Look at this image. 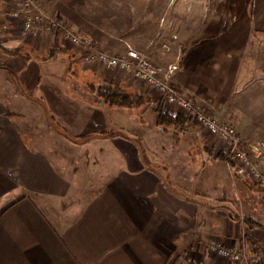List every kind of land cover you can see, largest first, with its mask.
<instances>
[{"label": "crops", "instance_id": "0c3cea01", "mask_svg": "<svg viewBox=\"0 0 264 264\" xmlns=\"http://www.w3.org/2000/svg\"><path fill=\"white\" fill-rule=\"evenodd\" d=\"M49 1L63 6L41 0L49 12ZM197 7L171 32L188 40L173 42L175 57L141 51L164 64L180 56L175 87L214 107L264 79V0ZM7 9L0 0V38L9 49L0 48V264H214L211 242L252 252L264 244V226L245 220L264 224L253 203L264 191L217 157L219 142L195 123L157 125L153 108L98 104L89 83L116 81L114 71L86 66L61 34L36 28L24 36ZM108 48L127 50L120 42ZM194 146L213 163L194 160ZM232 179L248 201L235 197Z\"/></svg>", "mask_w": 264, "mask_h": 264}, {"label": "rangeland", "instance_id": "374dc122", "mask_svg": "<svg viewBox=\"0 0 264 264\" xmlns=\"http://www.w3.org/2000/svg\"><path fill=\"white\" fill-rule=\"evenodd\" d=\"M199 1L61 0L63 4L61 8H52L53 6L50 1L46 3V8L51 13L60 14L62 18L82 35L92 39L97 44L104 45L106 48H108V43L120 42L126 48L131 45L154 56L158 54L164 56V53H167L171 59L175 57L176 46L179 45L173 44L174 41L183 43V46L188 44V40L174 38L171 32L183 27L193 12H199L200 7H197ZM209 9L211 11L213 8L210 7L207 10ZM195 16L197 17V15ZM75 65L83 68L81 61H77ZM247 74V72H240L242 78L246 77L249 80V76H246ZM254 83L250 85L249 90L244 89L243 91L246 92L242 95H230L225 103L221 102L218 106L214 107L205 104L204 106L215 112L222 120L236 123L243 135L244 142L255 151L254 155L258 162L263 165L264 79L258 80L257 83L254 81ZM193 131H188L185 137L193 136ZM185 137L180 136V138L175 139L177 142L183 143ZM188 150L194 160H205L207 166L214 161V158L210 154L203 152L195 146L188 148ZM237 168L239 167L236 166ZM232 180V191H234L235 197L237 199L242 197L246 201L247 193L244 190L242 191V189L239 192L236 182L234 179ZM261 190L264 191L263 187H261ZM263 196L264 193L262 191L261 193L258 192L256 198L253 200V203L261 211H264ZM262 221L264 222V218H262Z\"/></svg>", "mask_w": 264, "mask_h": 264}, {"label": "built area", "instance_id": "2783aa9c", "mask_svg": "<svg viewBox=\"0 0 264 264\" xmlns=\"http://www.w3.org/2000/svg\"><path fill=\"white\" fill-rule=\"evenodd\" d=\"M8 11L17 30L24 36L40 28L48 34H61L65 43L77 49L86 66L113 70L117 82H128L137 92H150L157 101L190 118L203 132L219 142L227 159L246 170L249 178L264 186V167L248 146L236 123L222 120L215 112L194 101L174 85V75L180 66L177 62L168 64L154 60L147 53L128 46L123 53H114L104 45L96 44L82 35L60 15L47 11L41 0H7ZM209 251L216 257L214 264H264V244L255 251L234 244L211 242Z\"/></svg>", "mask_w": 264, "mask_h": 264}, {"label": "trees", "instance_id": "16d2710c", "mask_svg": "<svg viewBox=\"0 0 264 264\" xmlns=\"http://www.w3.org/2000/svg\"><path fill=\"white\" fill-rule=\"evenodd\" d=\"M0 48L8 51L9 49L4 46L0 38ZM63 50L67 51L65 47ZM72 56L79 55V53H72ZM0 65H3L0 63ZM89 87L96 97V102L98 104H106L108 107H124L136 110L137 108H153L157 112V125L168 128L175 127L177 129H183L191 127L194 123L193 121L184 116L181 113H176L168 108H166L162 102H155L154 97L150 94L144 92H137L133 86L124 83H118L114 80H103L98 79L96 82H90ZM63 134H68L63 128L59 129ZM127 137H135L134 135L123 132ZM136 138V137H135ZM137 139V138H136ZM220 159H227L226 153L220 151L217 155ZM228 160V159H227ZM231 167L236 169L234 162L228 160ZM262 187L261 184H256ZM245 220L250 226H264L259 220L252 217H245Z\"/></svg>", "mask_w": 264, "mask_h": 264}]
</instances>
